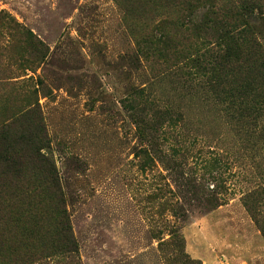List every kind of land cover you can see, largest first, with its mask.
Segmentation results:
<instances>
[{"label": "rangeland", "instance_id": "rangeland-1", "mask_svg": "<svg viewBox=\"0 0 264 264\" xmlns=\"http://www.w3.org/2000/svg\"><path fill=\"white\" fill-rule=\"evenodd\" d=\"M193 7L0 0V77L31 76L20 92L42 82L28 102L81 264H264V139L188 74L194 45L217 38L198 26L208 4ZM18 90L0 86V113Z\"/></svg>", "mask_w": 264, "mask_h": 264}, {"label": "trees", "instance_id": "trees-1", "mask_svg": "<svg viewBox=\"0 0 264 264\" xmlns=\"http://www.w3.org/2000/svg\"><path fill=\"white\" fill-rule=\"evenodd\" d=\"M162 1L186 11V18L196 3L208 4L198 26L211 22L217 38L194 45L185 62L193 65L188 74L204 78L231 116L264 139V78L257 80L260 71L264 76V50L252 28L263 13L259 1L230 0L219 7L217 0ZM3 78L12 77H0V86L19 89L20 99L9 114L0 113V264H81L57 171L42 151L47 142L38 103L28 102L43 90L42 82L20 92L31 76ZM4 94L0 99L9 96Z\"/></svg>", "mask_w": 264, "mask_h": 264}]
</instances>
